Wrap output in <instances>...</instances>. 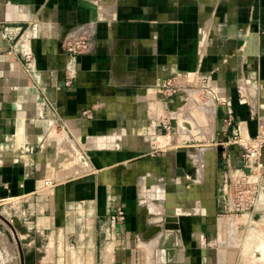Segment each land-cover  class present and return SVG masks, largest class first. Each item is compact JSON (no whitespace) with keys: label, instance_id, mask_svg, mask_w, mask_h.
Instances as JSON below:
<instances>
[{"label":"crops","instance_id":"crops-1","mask_svg":"<svg viewBox=\"0 0 264 264\" xmlns=\"http://www.w3.org/2000/svg\"><path fill=\"white\" fill-rule=\"evenodd\" d=\"M214 1L0 0V211L10 204L12 221L18 217L21 233L32 239L18 245L15 264H131L137 236L148 231L131 227L130 215L110 229L105 213L117 201L130 202L137 179L163 187L170 185L164 176L176 177L184 166L181 149L153 154L146 142L152 134L147 125L157 127L159 117L146 110L152 98L135 94L162 77L198 67L219 81L255 132L257 121L247 118L237 80L243 75L247 85L260 84L258 109L264 113V0H218L212 15L206 7ZM207 27H212L208 39ZM81 34L90 47L78 57L74 81L66 86L63 45ZM248 37L250 48L241 57L238 47ZM88 107L106 110L81 115ZM13 138L33 151L19 157L9 146ZM63 139L88 140L87 150L80 149L89 163L79 167L83 174L42 188L48 172L59 170L54 158L67 155ZM139 153L146 154L132 160ZM207 188L212 196L211 182ZM252 230L244 247H254L264 259L255 238L261 234ZM179 232L191 235L190 229ZM46 237L53 242L39 243ZM183 240L176 258L191 264V239ZM167 252L168 261L175 257ZM0 253L9 259L7 248L0 246Z\"/></svg>","mask_w":264,"mask_h":264},{"label":"rangeland","instance_id":"rangeland-1","mask_svg":"<svg viewBox=\"0 0 264 264\" xmlns=\"http://www.w3.org/2000/svg\"><path fill=\"white\" fill-rule=\"evenodd\" d=\"M218 3V0L208 3L206 8L211 7L208 13L213 15ZM211 28L203 29L206 31L204 38H209L208 33L212 31ZM204 44L203 41L198 45L199 56ZM197 68L194 70L191 68V71L186 73L180 71L182 72L180 75L173 77L176 88L171 95L162 92L159 88L166 76L135 94H146L152 98L150 108L149 106L146 108L148 114L164 117L175 123L174 134L167 136L164 131L161 132L158 124V128L155 125L153 127L152 124L147 125L148 132L152 133L146 141L149 152L157 154L166 148L181 149L184 166L175 173L176 177H171V173L164 176L170 185L165 183L163 187H159L154 184V180L143 177L132 183V197L129 203L117 201L118 204L115 206L123 207L126 215L132 217L131 227L148 231L146 236H137L138 242L135 243L131 264H184L183 259L176 256L183 248L185 238L191 239V264H244L242 261L246 254L249 264L254 262V264L256 262L264 264V259L258 258L260 255L258 250L254 247L246 249L243 246L252 229L255 227L264 229V206H262L264 189L260 191L261 205L258 204L259 207L256 205V208L255 205H251L254 197L251 183L242 185L241 182L247 180L249 172L237 170V164H234L235 157L229 156L225 149L228 139L224 140V137L219 136L223 132L220 130L221 103L215 98L223 94L219 81L215 82L211 76ZM103 110L106 108L88 107L82 110L81 115L90 117ZM109 142L104 141V145ZM88 143H90L88 140L83 139L77 142L67 139L61 141L63 153L66 152L67 155L54 158L57 165H53L59 170L48 172L54 185L66 175L73 177L83 174L79 167L85 162L89 163V156L82 154L80 148L87 150ZM74 148L78 151L77 154ZM145 154H133L131 158L140 160ZM210 182L212 196L207 188ZM178 184L182 188L178 187ZM260 185L264 187V182ZM1 207L0 246L7 248L10 256L8 260H4L2 256L4 258L5 256L0 253V264H15L18 245L32 239L21 233L18 227L22 225L18 217H15V222L12 221V215L9 213H13V210H10V204ZM110 209L105 216L108 217ZM243 214H247V217L241 216ZM229 227L235 233L233 237L228 235ZM181 229H190L191 235L181 236L179 232ZM170 233L172 235H168ZM48 238L42 239L39 243L48 240L53 242ZM261 246L264 247V244ZM167 250L169 253L171 250V254L175 256L169 261L166 258L169 255ZM262 254L264 257V253Z\"/></svg>","mask_w":264,"mask_h":264},{"label":"built area","instance_id":"built-area-1","mask_svg":"<svg viewBox=\"0 0 264 264\" xmlns=\"http://www.w3.org/2000/svg\"><path fill=\"white\" fill-rule=\"evenodd\" d=\"M249 45L250 43L248 42L247 38L241 40V43L238 47V53L241 57L242 52L250 48ZM89 47V37L86 34L78 35L63 45V50L66 55L65 69L69 75V77L64 81L66 86L72 85L74 76L76 75L77 59L80 55L86 53L89 50ZM28 57L29 55L27 58ZM180 74V72H173L167 75L163 79V82H161L159 85L161 91L167 92L166 94L171 95L176 88L173 83V77H176V75ZM246 83L247 81L244 79L243 75H241L237 80V89L240 97L243 100V103L246 105L248 111L247 118L252 117L257 121V127L253 133L247 129L244 117L235 112L229 97L222 94L221 97L215 98L220 100L221 108L223 107L221 112L222 116L220 118V130L223 131L221 132L222 137H224L223 139H228V142L226 141V152L229 156L235 157L234 160H236V162H234V164H237L236 167H238V171L249 172V175H246L247 180H242L241 182L242 185L251 183L252 192L254 193V197L251 200V205H255L259 199L261 189L264 188L260 185L262 183L261 177L264 176V161L262 159L264 149V113H261L258 109L260 84L257 82L253 85V87H251ZM47 123L50 124L51 121ZM157 123L161 128V132L164 131L166 136L171 135L175 131V123L170 122L164 117L159 118ZM9 142V146L15 151L17 155H19V157H22L25 154L31 153L33 151V147L31 145L25 142L19 144L15 138H13V140L10 139ZM254 166H257L255 167L256 169ZM53 182L54 181L51 177L44 178L41 187L45 189H52L55 186ZM4 187L7 188V186ZM21 213L24 214V211ZM125 220L126 211L123 207L115 206L110 210L108 215L110 229H113L116 224H123Z\"/></svg>","mask_w":264,"mask_h":264},{"label":"bare ground","instance_id":"bare-ground-1","mask_svg":"<svg viewBox=\"0 0 264 264\" xmlns=\"http://www.w3.org/2000/svg\"><path fill=\"white\" fill-rule=\"evenodd\" d=\"M247 40H248L249 43H251L249 37L247 38ZM245 43H247V42H245ZM255 167H257V166H254V168H255ZM255 169H256V168H255ZM263 189H264V188H262L261 190H263ZM260 203H261V202H260V195H259V199H258L257 202L255 203V207L257 208L258 204H260ZM256 205H257V206H256ZM260 205H261V204H260ZM262 206H264V205L262 204ZM262 206H261V207H262ZM232 207H233V206H232ZM258 207H259V206H258ZM261 207H260V208H261ZM246 215H247V214H246ZM231 216H232V215H231ZM243 216H244V215H243ZM240 217H241V216H240ZM226 218H227V217H226ZM226 218H224V219H226ZM229 218H230V217H229ZM241 218H242V217H241ZM244 218H245V217H244ZM244 218H243L242 220H244ZM227 219H228V218H227ZM230 219H231V218H230ZM236 219H237V218H236ZM245 219H246V218H245ZM237 221H238V220H237ZM230 222H231V221H230ZM230 222H229V223H230ZM243 222H244V221H243ZM232 223H233V222H231V224H232ZM221 224H223V223H221ZM233 224H234V223H233ZM257 224H258V223H257ZM257 224H256V226H257ZM231 227H232V226H231ZM255 228H256V227H255ZM228 229H230V227H229ZM256 229H257V228H256ZM260 230H261V229H259V230L257 229V231H255V230L253 229L252 231H254V235H255V234H261L260 239L262 240V237L264 236V234L261 233ZM262 230H263V229H262ZM248 231H249V230H248ZM258 231H260V233H259ZM250 232H251V231H250ZM255 232H256V233H255ZM257 232H258V233H257ZM244 234H245V233H244ZM250 234H251V233H250ZM262 235H263V236H262ZM251 236L253 237V235H251ZM251 236H250V237H251ZM255 236H257V237L259 238L260 235H259V236H258V235H255ZM257 237H255L256 240H257L258 242H259V241L262 242V243H260V246H261V244H264V243H263L264 239L261 241V240H258ZM242 240H243V239H242ZM249 240H251V238H249ZM252 240H253V238H252ZM252 240H251V241H252ZM243 241H244V240H243ZM246 241H247V239H246ZM246 241H245V244L248 243V241H247V242H246ZM257 241L255 242L254 245L257 244ZM252 242H253V241H252ZM252 242H251V243H252ZM253 243H254V242H253ZM238 245H239V244H238ZM246 245H247V244H246ZM248 245H249V244H248ZM250 245H252V244H250ZM243 246H245V245H243ZM257 246H259V244H257L256 247H257ZM248 247H249V246H247V248H248ZM258 248H259V247H258ZM261 248H263V247L261 246ZM261 248H260V249H261ZM261 250H262V249H261ZM263 250H264V249H263ZM248 252H249V251H248ZM261 252H262V251H261ZM245 253H246V252H245ZM263 253H264V251H263ZM241 254H242V253H241ZM249 254H250V253H249ZM5 255H6V254H5ZM243 255H244V254H243ZM243 255H242V256H243ZM246 255H247V254H246ZM242 256H241V257H242ZM243 257H245V255H244ZM249 257H250V256H249ZM246 258H247V256H246ZM246 258H245V260L242 261V263H243V262L247 263ZM248 259H249V258H248ZM245 263H244V264H245ZM247 264H249V263H247Z\"/></svg>","mask_w":264,"mask_h":264}]
</instances>
